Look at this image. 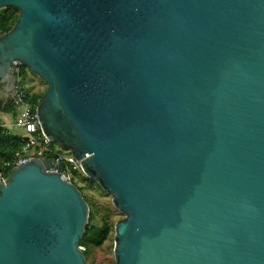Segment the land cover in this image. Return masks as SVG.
<instances>
[{"label": "water", "instance_id": "water-1", "mask_svg": "<svg viewBox=\"0 0 264 264\" xmlns=\"http://www.w3.org/2000/svg\"><path fill=\"white\" fill-rule=\"evenodd\" d=\"M8 8L0 97L14 62L46 84L41 133L123 215L114 263L264 264V0ZM52 167L33 158L0 184V264H88L89 207Z\"/></svg>", "mask_w": 264, "mask_h": 264}, {"label": "trees", "instance_id": "trees-1", "mask_svg": "<svg viewBox=\"0 0 264 264\" xmlns=\"http://www.w3.org/2000/svg\"><path fill=\"white\" fill-rule=\"evenodd\" d=\"M17 13V11L11 8H8L3 12L2 16L0 17V35L8 33L12 29L17 21ZM18 68V77L22 80V82H24L28 78V73L34 75L21 65H19ZM45 91L46 89L42 92L32 94L27 93L25 105H28L30 107V110L33 114H35L37 103L42 98ZM13 107L14 106L11 105V101H8L7 104H4V107L1 108L0 112L9 114L13 110ZM22 145V139L17 133H12L4 130L3 128H0V172H2L5 179L12 169L10 162L14 154L21 150ZM7 164L10 165L6 167ZM63 166L64 165L60 164L61 168ZM71 173L73 175V178L69 179V182L74 186L77 187V185L74 183V180L80 179L83 183L89 186H96L97 188H99V186L93 180H90L80 175L79 173H76L75 171H72ZM77 189L82 192L81 188L77 187ZM82 196L88 205L87 207H89L88 224L86 225L83 237L79 241V247L83 249V254L86 258L90 254L92 249L101 248L106 240L109 239L114 225L108 223L106 221V218H104L100 227L94 226L92 222L94 221V217L96 215V207H94V204H92L90 200H88L84 195Z\"/></svg>", "mask_w": 264, "mask_h": 264}, {"label": "built area", "instance_id": "built-area-1", "mask_svg": "<svg viewBox=\"0 0 264 264\" xmlns=\"http://www.w3.org/2000/svg\"><path fill=\"white\" fill-rule=\"evenodd\" d=\"M18 66H16L15 68L11 67L10 70L16 76V86L13 93L15 97L13 94H11L10 98L16 105H21V112L13 121L11 127H8L0 117V128H3L4 130H7L9 132L16 129L23 143L21 150L14 154L10 162L12 169L21 165V163L33 158H45L50 161L53 160L56 164L59 165L58 169L52 167L50 169L51 172L61 173V175L69 181V179L67 178V176L69 175L66 174L69 171H77V167L75 166V164H77L78 162L73 160L71 154L66 155L56 152L53 149L54 144L47 141V139H45V137L41 133L36 114H33L30 110V107L28 105H25L27 94L23 87H21L17 81V77L19 75ZM10 164H7L6 167H8ZM60 164L64 166L61 168ZM4 180L5 178L2 172H0V184Z\"/></svg>", "mask_w": 264, "mask_h": 264}, {"label": "rangeland", "instance_id": "rangeland-1", "mask_svg": "<svg viewBox=\"0 0 264 264\" xmlns=\"http://www.w3.org/2000/svg\"><path fill=\"white\" fill-rule=\"evenodd\" d=\"M16 66H18V64L12 65V68H15ZM27 76L28 78L24 82H22V80L17 77L18 84L23 87V89L26 91V94L42 92L46 89V84L43 83L37 76L31 75L29 73L27 74ZM8 101H11V105L14 106L13 110L9 114H4L3 112H0V117L3 119L4 123L8 127H11L13 121L21 112V105H16L11 100V98ZM3 103L4 100L2 99L0 101V105ZM2 106L4 107V105ZM11 132L18 134V131L16 129L12 130ZM53 149L61 154H70L67 150L62 149L55 144L53 146ZM75 166L77 167V171L75 172L84 176V174L81 173L82 171L80 170L79 164L77 163L75 164ZM71 172L72 171H69L66 174L69 175L67 176L68 179L73 178ZM74 183L77 185V187L82 189V195H84L88 200H90V202L94 204V207H96V215L94 217V221L92 222L94 226L100 227L104 218H106V221L112 225H115L117 221L123 218V215L117 212L113 208V206H111V197L107 195L104 191H102L100 188H97L96 186H89L83 183L80 179H75ZM113 236L114 230L111 232L109 239L106 240V242L102 245L101 248L91 250L90 254L86 257V261L88 264H115L113 256Z\"/></svg>", "mask_w": 264, "mask_h": 264}, {"label": "crops", "instance_id": "crops-1", "mask_svg": "<svg viewBox=\"0 0 264 264\" xmlns=\"http://www.w3.org/2000/svg\"><path fill=\"white\" fill-rule=\"evenodd\" d=\"M1 100H2V98L0 97V101H1ZM2 105H4V103L0 105V108H2V107H3ZM6 116H7V115H6Z\"/></svg>", "mask_w": 264, "mask_h": 264}, {"label": "bare ground", "instance_id": "bare-ground-1", "mask_svg": "<svg viewBox=\"0 0 264 264\" xmlns=\"http://www.w3.org/2000/svg\"><path fill=\"white\" fill-rule=\"evenodd\" d=\"M14 64H18V65H20L19 62H14L12 65H14ZM80 168H81V167H80Z\"/></svg>", "mask_w": 264, "mask_h": 264}]
</instances>
